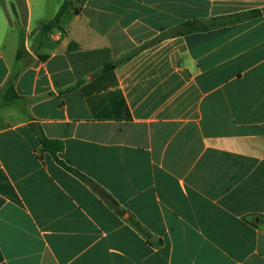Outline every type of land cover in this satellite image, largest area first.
<instances>
[{"label": "crops", "instance_id": "0c3cea01", "mask_svg": "<svg viewBox=\"0 0 264 264\" xmlns=\"http://www.w3.org/2000/svg\"><path fill=\"white\" fill-rule=\"evenodd\" d=\"M64 1L0 0L25 99L0 108V264H264V0H71L40 35Z\"/></svg>", "mask_w": 264, "mask_h": 264}, {"label": "trees", "instance_id": "16d2710c", "mask_svg": "<svg viewBox=\"0 0 264 264\" xmlns=\"http://www.w3.org/2000/svg\"><path fill=\"white\" fill-rule=\"evenodd\" d=\"M72 6H73V3L71 0H65L60 10L54 17V19L45 23L42 26L40 30V35L43 36V35H47L48 33H50L56 27V25L60 23L64 14L68 10H70ZM261 14H262L261 10H255V11H250L247 13H242V14H238L234 16L218 17L207 23H204L201 21L186 22L182 24L181 29L178 30L175 33V35L182 36V35H186V34H190L194 32L207 31L211 28L221 27L229 23L240 22L243 19L255 18V17L260 16ZM158 41L148 42L144 44L139 50L147 48L148 46L155 44ZM23 58H24L23 52L19 51L16 57V63L14 65L10 79L0 91V108L13 104L15 102L25 103V99L16 95L15 87H14L15 80L18 78V76L23 70V67L20 66V63L23 61ZM128 58L129 57H126V58L121 59L118 63L107 65L104 69V72L113 70L117 65L124 62ZM31 129L38 136L40 143L44 146L45 150L51 154V156L55 159L58 165H60L65 170L74 174L75 176L79 177L81 180L86 182L88 185H90L92 189L100 195L103 201L108 203L117 212H120L119 205L117 204V202L110 195H108L104 190L100 189V187L91 178L81 173L79 170L75 169L74 167H71L70 165H68L66 162H64L63 160L59 158L58 153H60L64 148V145L61 141L49 139L44 134L42 128L38 126L31 125ZM135 225L139 230H141V227L138 223H135Z\"/></svg>", "mask_w": 264, "mask_h": 264}]
</instances>
